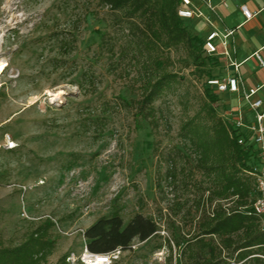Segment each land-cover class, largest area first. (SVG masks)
Segmentation results:
<instances>
[{
  "label": "rangeland",
  "instance_id": "1",
  "mask_svg": "<svg viewBox=\"0 0 264 264\" xmlns=\"http://www.w3.org/2000/svg\"><path fill=\"white\" fill-rule=\"evenodd\" d=\"M82 11L90 16L77 32ZM110 15L98 0H0V236L14 247L51 220L57 246L47 264L67 255L77 264L100 218L120 211L127 224L142 214L161 231L135 240L117 264H186L179 255L196 234L203 178L182 127L208 101L207 76L186 48L166 52L176 83L155 103L158 127L141 120L135 103L150 57ZM184 23L196 35L199 22ZM65 30L76 39L67 58L53 40ZM218 98L217 113L233 124L229 99Z\"/></svg>",
  "mask_w": 264,
  "mask_h": 264
},
{
  "label": "trees",
  "instance_id": "2",
  "mask_svg": "<svg viewBox=\"0 0 264 264\" xmlns=\"http://www.w3.org/2000/svg\"><path fill=\"white\" fill-rule=\"evenodd\" d=\"M98 1L111 14L114 24L133 36L136 50L147 52L150 57L145 65V70L150 71L146 72L142 98L135 103L141 120L158 127L155 103L176 83L177 75L169 71L172 63L165 58L166 52L186 48L194 66L207 76L208 101L201 113L182 127L194 158L193 168L203 181L202 200L197 203L201 215L196 234L186 241L180 260L186 264H264V221L254 211L257 199L254 170L260 163L259 152L248 134L235 130L215 109L219 94L209 87L208 81L219 76L209 70L221 66L220 58L207 55L206 39L192 34L185 20L178 16L180 0ZM89 14L83 11L79 14L73 23L74 31L81 30ZM69 34L65 30L53 37L64 58L76 51V39ZM109 36L100 32V45L114 57L116 44L108 40ZM170 177L175 178V172ZM54 227L55 223L47 220L14 247H7L0 236V264H47L57 246L51 237ZM160 231L152 217L137 214L126 224L121 212L115 211L88 228L84 238L91 254L105 255L117 249L128 251L135 240L147 242ZM177 245L180 247L179 242ZM68 259V255L64 256L60 262L68 264Z\"/></svg>",
  "mask_w": 264,
  "mask_h": 264
},
{
  "label": "crops",
  "instance_id": "3",
  "mask_svg": "<svg viewBox=\"0 0 264 264\" xmlns=\"http://www.w3.org/2000/svg\"><path fill=\"white\" fill-rule=\"evenodd\" d=\"M194 10L202 15L190 19L191 23L199 22L195 28L196 34L203 40L214 31L225 33L233 31V36L228 41L229 57L219 56L223 77L236 75L230 65H239L238 76L242 85L247 89L260 88L254 100L264 99V66L257 58L259 55L264 61V0H192ZM247 7L254 17L247 19L241 7ZM219 52L223 55L225 50L219 45ZM229 99V113L238 118L243 113L247 123H253L255 116L249 111L239 95L224 93ZM262 112V110H261ZM253 117L252 120H248Z\"/></svg>",
  "mask_w": 264,
  "mask_h": 264
},
{
  "label": "built area",
  "instance_id": "4",
  "mask_svg": "<svg viewBox=\"0 0 264 264\" xmlns=\"http://www.w3.org/2000/svg\"><path fill=\"white\" fill-rule=\"evenodd\" d=\"M241 10L247 19H252L254 17V15L248 11L247 7L243 6L241 7ZM178 16L183 20H190L202 15L194 10L192 0H180ZM233 34V31H226L225 33H219L217 31L211 32L205 40L204 49L206 54L209 56H222L228 58L230 56L227 49L228 41ZM219 45L225 50L223 55L219 52ZM257 58L261 65L264 66L262 58L259 55H257ZM230 66L234 68L236 75L210 79L208 85L218 94L229 93L239 95L243 103L252 113L262 110V112L256 113L255 121L253 123H247L243 113L240 112L238 118L234 120L231 125L235 130L248 134L259 152L260 163L254 170L257 191L254 211L264 221V99L254 100V97L258 94L260 88L247 90L242 85L241 78L237 75L239 72V65L232 62ZM243 143L244 140L241 138L239 144L242 145ZM122 252L121 249H117L105 255H94L86 249L85 254L78 259V262L81 264H115L120 259Z\"/></svg>",
  "mask_w": 264,
  "mask_h": 264
}]
</instances>
